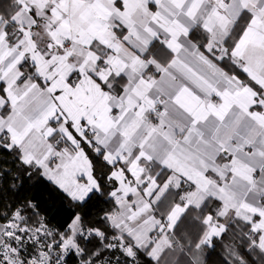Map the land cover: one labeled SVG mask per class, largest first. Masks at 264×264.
<instances>
[{
	"label": "snow or ice",
	"instance_id": "snow-or-ice-1",
	"mask_svg": "<svg viewBox=\"0 0 264 264\" xmlns=\"http://www.w3.org/2000/svg\"><path fill=\"white\" fill-rule=\"evenodd\" d=\"M0 264H264V0H0Z\"/></svg>",
	"mask_w": 264,
	"mask_h": 264
}]
</instances>
